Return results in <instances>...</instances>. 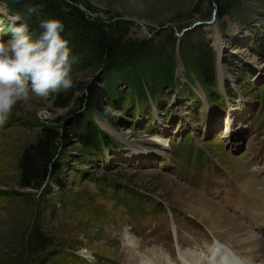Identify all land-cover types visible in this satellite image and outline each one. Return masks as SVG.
Here are the masks:
<instances>
[{
    "label": "rangeland",
    "instance_id": "374dc122",
    "mask_svg": "<svg viewBox=\"0 0 264 264\" xmlns=\"http://www.w3.org/2000/svg\"><path fill=\"white\" fill-rule=\"evenodd\" d=\"M26 6L40 11L30 15ZM50 17L63 22L61 35L76 58L73 87L58 93L63 106L54 104L55 94H30L0 126V264L29 263L22 241L33 225L62 251L48 264H127L124 231L139 242L130 251L145 255L137 251L161 248L157 260L168 256L170 264H180L177 253L212 235L227 239L224 227L238 228L239 219L212 191L226 187L225 197L236 201L247 159L256 147L264 155V0H0V40L21 24L36 38ZM202 61L213 66L215 80L208 85L197 73ZM74 118L118 137L114 157L106 154L104 162L84 153L71 129ZM40 125L59 132L54 158L69 200H62L53 179L51 193L18 195L28 189L18 185L17 159ZM161 131L166 137H155ZM167 138L169 147L159 151L154 142L165 148ZM229 138L237 145L229 146ZM191 139L218 163L199 152L201 165H208L195 170L198 176L182 161ZM98 178L133 186L142 196L115 199L110 187L104 193L96 188Z\"/></svg>",
    "mask_w": 264,
    "mask_h": 264
},
{
    "label": "clouds",
    "instance_id": "9594fccd",
    "mask_svg": "<svg viewBox=\"0 0 264 264\" xmlns=\"http://www.w3.org/2000/svg\"><path fill=\"white\" fill-rule=\"evenodd\" d=\"M28 14L40 11L26 6ZM43 31L34 38L27 25L13 27L7 40H0V126L7 123L18 103H27L30 94L47 98L73 87L69 42L61 34L63 22L54 17L41 21Z\"/></svg>",
    "mask_w": 264,
    "mask_h": 264
},
{
    "label": "trees",
    "instance_id": "16d2710c",
    "mask_svg": "<svg viewBox=\"0 0 264 264\" xmlns=\"http://www.w3.org/2000/svg\"><path fill=\"white\" fill-rule=\"evenodd\" d=\"M206 66L208 68L211 65H206L204 61L199 63L200 68L197 69V73L205 75L203 76L204 78H202L208 85L211 77L213 78V81L215 80V77H213V66L208 70L205 69ZM167 81L169 84L173 85L174 81L172 82L171 79ZM215 83L216 82H214V84ZM202 86L204 89H207L206 85L203 84ZM52 99L56 106L64 105L60 94H55L52 96ZM71 129L72 132L76 134V139L81 144L82 150L86 154L94 152V154L96 153L100 155V157H103V147H109L110 144L114 142L108 134L104 132L100 133L93 126H86L83 124V121L78 118H74L71 122ZM58 138L59 132L55 127L40 125V130L36 135L35 140L22 148L17 159L18 185L20 189L28 190L18 192V195H30L31 191H29V189L42 191V193H51L53 187L49 185V180L53 179L57 190L62 196V200L70 199L65 192L63 179L58 177L60 175L61 164L54 158V150ZM105 182L110 181H107L105 178L97 179V184L100 186L108 185L105 184ZM110 183L112 185L116 184L115 182ZM22 242H24L27 247L25 251L27 255L25 257L29 259V263L25 261L24 264H48L49 262L54 261L55 257L62 252L59 249H52L53 242L51 238L47 236L40 227L35 225L29 229ZM7 264L14 263L9 261Z\"/></svg>",
    "mask_w": 264,
    "mask_h": 264
},
{
    "label": "bare ground",
    "instance_id": "6f19581e",
    "mask_svg": "<svg viewBox=\"0 0 264 264\" xmlns=\"http://www.w3.org/2000/svg\"><path fill=\"white\" fill-rule=\"evenodd\" d=\"M216 44L218 45V47H220V44H218V43H216ZM220 77H221V75H220ZM161 133H162V131L158 135H156L155 137H157V136L158 137H166V136H163ZM233 135L235 136V138H238L237 132L236 133H233ZM155 137H153V139ZM235 138H229L228 139L229 146H233L234 144L237 145L238 141ZM152 142H154V141H152ZM154 144H155L156 148L159 149V151H162L164 149V147H161L162 145H160L156 141L154 142ZM144 152L150 153V151H148V150H145ZM137 153L140 154V151L139 152H136V154ZM142 159H147V155L146 156H142L141 157V160ZM244 215H245V209L243 210V212L240 213V216L244 217ZM215 221H216V219H215ZM255 237L256 238H254V236H252L249 233H247V236H244L243 233L242 234L241 233H238V234H231V235H229L228 239L229 240H232V242L235 241L240 249L249 252V255L252 256V257H249L250 259H254V261H256L255 257L256 256H261L262 254H259V253H262L264 251L263 250V246H264V232H263V236L262 237H257V236H255ZM121 241H122L123 247L127 251L126 252V255L127 256H126V261H125L127 264H164L165 263V260L167 259V257H163L160 260H157V259H159V256L158 255L163 254L161 252V250H162L161 248H157V249L151 248V249H149V250H147L145 252H140L139 250L137 251V252L143 253L145 255H139L137 253H134L133 251H130V250H132V247L137 246L136 248H138L139 247V242L136 239V242L138 244V245H136L134 243V240H133L132 236L129 235L126 231H124L122 233V240ZM123 243H125V245ZM224 245H225V243H224ZM226 246L228 248H230L231 250H233V249L235 250L236 249L235 248L236 246L234 244H232L231 242H227L226 243ZM221 250H224V249H221ZM236 250L239 251L238 248ZM182 252H184L183 253L184 260L188 261L189 264H200L198 261H196V259L200 258V254H197L196 255V258H195V253L192 250H185V251H182ZM147 255L148 256L153 255L156 259H152V256L151 257H148ZM201 264H211V263L205 258ZM212 264H214V263H212ZM259 264H264V257L260 260V263Z\"/></svg>",
    "mask_w": 264,
    "mask_h": 264
}]
</instances>
